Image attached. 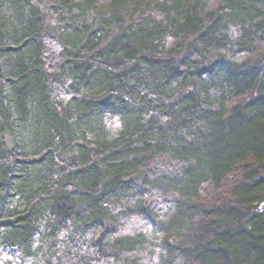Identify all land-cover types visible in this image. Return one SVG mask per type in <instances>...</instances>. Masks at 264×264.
<instances>
[{
  "label": "trees",
  "instance_id": "obj_1",
  "mask_svg": "<svg viewBox=\"0 0 264 264\" xmlns=\"http://www.w3.org/2000/svg\"><path fill=\"white\" fill-rule=\"evenodd\" d=\"M0 264H264V0H0Z\"/></svg>",
  "mask_w": 264,
  "mask_h": 264
},
{
  "label": "rangeland",
  "instance_id": "obj_2",
  "mask_svg": "<svg viewBox=\"0 0 264 264\" xmlns=\"http://www.w3.org/2000/svg\"><path fill=\"white\" fill-rule=\"evenodd\" d=\"M4 139H5V141H6L8 144L11 143V138H10V136H9L7 133L4 134Z\"/></svg>",
  "mask_w": 264,
  "mask_h": 264
}]
</instances>
